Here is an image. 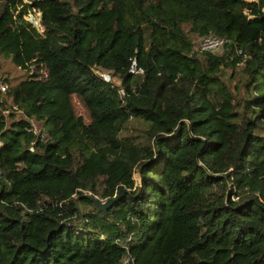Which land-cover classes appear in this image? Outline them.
Returning <instances> with one entry per match:
<instances>
[{
    "label": "trees",
    "instance_id": "1",
    "mask_svg": "<svg viewBox=\"0 0 264 264\" xmlns=\"http://www.w3.org/2000/svg\"><path fill=\"white\" fill-rule=\"evenodd\" d=\"M33 9L43 32L25 19ZM263 9L0 0V55L47 71L7 85L0 101V264H264ZM210 31L228 42L198 51L192 34ZM239 62L231 91L221 75ZM132 120L142 126L127 134ZM122 188L106 209L86 196Z\"/></svg>",
    "mask_w": 264,
    "mask_h": 264
},
{
    "label": "rangeland",
    "instance_id": "2",
    "mask_svg": "<svg viewBox=\"0 0 264 264\" xmlns=\"http://www.w3.org/2000/svg\"><path fill=\"white\" fill-rule=\"evenodd\" d=\"M248 1H258V0H248ZM264 11V9H263ZM25 19L30 20L38 29L40 32L44 31V27L41 21V14L36 11L35 9L30 10L27 15L25 16ZM189 27L187 25H183V30L184 31H188ZM193 35V39L195 40V45L197 47L198 45V37L200 38V36H195ZM244 64L242 62H239L238 64L231 66L229 65L228 67L224 68V72L222 73L221 77L222 79L225 81V83L229 86V88L231 89V91H233L232 87L233 85L236 83V81L238 79L241 78L242 75V69H243ZM46 69L42 66L41 68H35L34 66H32L29 71H26L24 69L18 68L16 67L10 60V58L4 57L2 55H0V85L5 83L4 81H2L3 77H7L9 82H6L7 85L9 86L10 84H16L17 82L25 79L28 76H39L41 78L46 77ZM95 73H97L100 76L105 75V77H107V75H109V80L112 81L114 84L116 85H120V81L117 77H112L110 76V74L107 71L101 70V69H96ZM7 91V90H6ZM6 91H1L0 93H2L0 95V101L4 100L3 94ZM6 103L5 105H8L9 103V98H5ZM71 103H72V107L73 110L76 114V117L78 119V122L80 125H85L88 124L90 122V118H89V112L87 110V108L85 107V105L83 104L82 100L80 99V97H78L77 95L73 94L71 95ZM8 108V107H7ZM15 110H12L10 108H8L7 110H3V114L8 115L9 113L13 112ZM14 118L13 119H20L22 117V113L21 111H16V113H13ZM9 122L12 120L11 117H8ZM39 129H41V125H39L36 122H33ZM138 123L139 126H142V124L140 122L137 121H131V123L128 124V128L127 131L125 130L124 132L127 134H133V126H136V124ZM134 180L136 181V183H139V176L137 173H134L133 175ZM83 193H88L87 191H84ZM98 198L99 201L103 202L105 201V199L99 198L98 196H96Z\"/></svg>",
    "mask_w": 264,
    "mask_h": 264
},
{
    "label": "built area",
    "instance_id": "3",
    "mask_svg": "<svg viewBox=\"0 0 264 264\" xmlns=\"http://www.w3.org/2000/svg\"><path fill=\"white\" fill-rule=\"evenodd\" d=\"M28 21H30V20H28ZM33 23H32V25L35 26L34 25L35 23L34 24ZM227 42H228V39L227 38L222 37V36H219V35H216V34H214L213 32L210 31L207 35H204V36H202V37L199 38L198 45H197L196 49L198 51H200V52H202V51H215V52H217ZM237 52L238 53H242L241 49H238ZM131 70L133 71V67H132ZM139 72H142V70H139ZM105 79L107 81H109V78L108 77L107 78L105 77ZM6 88H7V84L6 83H3V84L0 85V90L1 91H5ZM27 130L33 132L34 134H39L40 133V129L33 122H31V124L27 128ZM41 136H42L41 138H46V134L45 133H42ZM30 149L33 150L32 147ZM129 262H132V259L129 258V257H126V258H124L122 260L121 264H129Z\"/></svg>",
    "mask_w": 264,
    "mask_h": 264
},
{
    "label": "water",
    "instance_id": "4",
    "mask_svg": "<svg viewBox=\"0 0 264 264\" xmlns=\"http://www.w3.org/2000/svg\"><path fill=\"white\" fill-rule=\"evenodd\" d=\"M123 193H124V189L122 188V189H120V190L118 191V193H117L116 196H114L113 198L107 199V200H105V201H103V202L99 201L96 197L92 196L91 194H86V196H88L89 198H91V199L94 201V203H96V205H97L99 208H104V209H106V208H108L109 206H111V204H112L114 201L118 200V199L123 195Z\"/></svg>",
    "mask_w": 264,
    "mask_h": 264
},
{
    "label": "clouds",
    "instance_id": "5",
    "mask_svg": "<svg viewBox=\"0 0 264 264\" xmlns=\"http://www.w3.org/2000/svg\"><path fill=\"white\" fill-rule=\"evenodd\" d=\"M36 11H37V10H36ZM38 12H39V11H38ZM39 13H40V12H39ZM40 14H41V13H40ZM26 15H27V14H26ZM26 15H25V16H26ZM26 20H27V19H26ZM29 22H30V21H29ZM42 32H43V31H42ZM102 77L105 79V75H103ZM107 77L109 78V75H107ZM107 77H106V78H107ZM105 80H106V79H105ZM106 81H107V80H106ZM109 81H110V80H109Z\"/></svg>",
    "mask_w": 264,
    "mask_h": 264
}]
</instances>
